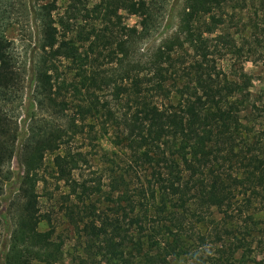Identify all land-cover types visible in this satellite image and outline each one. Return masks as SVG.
<instances>
[{"label": "trees", "instance_id": "1", "mask_svg": "<svg viewBox=\"0 0 264 264\" xmlns=\"http://www.w3.org/2000/svg\"><path fill=\"white\" fill-rule=\"evenodd\" d=\"M28 1L0 0V193L15 155L24 169L10 212L13 229L2 264L59 262L62 244L55 239L54 229L38 230L37 173L45 153L56 151L65 137L82 133L86 121L101 112L115 136L127 141L126 148L144 166L146 180L135 189L136 202L128 199L131 182L122 176L124 189L112 190V200L118 194L113 205L82 222L89 260L168 264L170 258L189 256L196 264H264V222L259 229L251 216L242 214L252 205L264 211V146L260 140L248 141L239 124V114L248 107L247 75L241 68L234 74L226 72L231 68H223L222 61L219 68L214 58L217 47L209 44L230 2L247 6L254 0H184L174 37L142 63L132 60L136 40L158 30L169 0H107L106 19L122 10L139 17L140 29L124 28L123 39H116L107 28L100 37L96 35L92 46L105 38L115 43L108 53L114 68L105 75L96 69L81 75L86 96L76 105L69 129L35 121L16 146L9 107L17 101L21 87L5 32L20 11L27 10ZM53 9V4H43L32 10L42 30L33 102L66 117L69 102L57 93L52 69L57 59L78 63L80 54L73 41L59 40ZM220 40L221 49L240 52L228 33L221 32ZM168 84L176 103L169 98L167 104L159 103L156 97ZM102 89H111V103L124 107V112L91 97ZM80 159V154L55 155L57 179L69 182ZM212 209L222 219L205 224L203 214ZM190 216L201 224H189ZM240 219L243 224H238Z\"/></svg>", "mask_w": 264, "mask_h": 264}, {"label": "rangeland", "instance_id": "2", "mask_svg": "<svg viewBox=\"0 0 264 264\" xmlns=\"http://www.w3.org/2000/svg\"><path fill=\"white\" fill-rule=\"evenodd\" d=\"M106 1L30 0L27 2V10L22 9L16 20L6 28L5 35L12 43L15 69L21 87L17 101L9 107L16 146H20L25 140L30 125L35 121L53 124L64 131L69 129V121L76 115V105L86 96L81 75L90 74L93 69L102 70L105 75L114 68L108 53L115 48V43L105 38L101 41L96 40L92 46L91 42L96 35L100 37L101 32L107 28L117 35L116 39H123L124 28L140 29L139 17L122 10L117 12V16H108L106 19L104 16ZM43 4L54 5L52 20L59 40L73 41L80 54L78 63H73L69 59H57L54 63L55 69H52L57 93L69 102L70 109L66 112V117L54 115L49 110L37 107L33 102V76L42 53L40 50L42 30L32 10ZM251 4L243 6L241 2H230L223 12V27L220 23L216 32L209 37V44L217 47L214 58L219 68L222 61L223 68L227 65L231 68L226 69V72L231 70L234 74L236 69L241 68L247 75L248 81L244 85L249 92V95H246L248 107L239 114V124L242 131L247 134L248 141L260 140L264 146V0H254ZM183 5L184 0H169L158 30L147 39L136 40L131 53L134 62L142 63L148 60L163 42L174 37ZM221 32L228 33L233 39L231 42L239 49L238 54L221 49ZM93 94H91L93 99L110 102V107L114 111L124 112V107L118 108L111 103V89L94 91ZM176 97L172 85L168 84L164 93H161L160 97L157 96L156 100L167 104L169 98L171 102L176 103ZM101 114L102 112L89 118L84 127L82 126V133L65 137L56 151L45 153L37 173L38 182L35 189L40 217L38 230L54 229L55 239L62 244L57 264H105L100 263V257H97V261L89 260L87 238L81 231L82 224L97 218L102 210L113 205L118 194L114 193L112 200V190L119 192L124 189V185L119 181L122 176L124 180L126 178L131 182L128 186V199L136 202L138 198L135 189L141 188L146 180L144 166L136 160L131 150L126 148L127 141L115 136V130L107 125ZM75 119L76 123L81 125V122ZM57 154L81 155L78 168L73 171L69 182L57 179L53 164V158ZM9 172V179L4 182L0 193V264L8 250L13 229L10 212L17 196L19 176L24 173L17 155L9 164ZM148 204L151 205L150 202ZM243 211V217L251 216L259 225V229L263 227L264 211L258 210V206L252 205ZM203 217L205 224H211V220L219 222L222 214L212 209L204 212ZM152 218L154 219V216ZM188 219L189 224H201L195 217L190 216ZM238 224H243L241 219ZM201 231H204V228H201ZM31 264L44 263L33 260ZM168 264L196 263L189 256H182L178 259H168Z\"/></svg>", "mask_w": 264, "mask_h": 264}]
</instances>
